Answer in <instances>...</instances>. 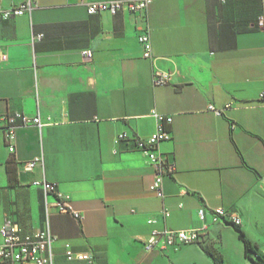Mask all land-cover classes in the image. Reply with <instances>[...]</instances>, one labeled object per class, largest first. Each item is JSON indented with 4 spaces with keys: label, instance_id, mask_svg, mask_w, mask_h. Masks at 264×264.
Here are the masks:
<instances>
[{
    "label": "crops",
    "instance_id": "1",
    "mask_svg": "<svg viewBox=\"0 0 264 264\" xmlns=\"http://www.w3.org/2000/svg\"><path fill=\"white\" fill-rule=\"evenodd\" d=\"M110 1L36 0L31 14L0 19V117L19 112L44 124L19 127L11 153L0 121V228L11 221L31 234L49 222L54 264H201L213 261L204 247L220 252L215 236L225 228L213 210L224 208L260 246L251 235H264V0H153L146 13L89 15L90 3ZM148 27L152 59L139 41ZM157 72L171 75L167 86L154 85ZM154 110L174 119L173 139L159 147L176 164L164 200L150 190L148 157L117 141L149 139ZM41 157L43 166L22 169ZM37 179L56 183L83 220L55 209L48 218L46 201L56 198ZM201 210L203 244L145 249L155 230L200 228Z\"/></svg>",
    "mask_w": 264,
    "mask_h": 264
},
{
    "label": "built area",
    "instance_id": "2",
    "mask_svg": "<svg viewBox=\"0 0 264 264\" xmlns=\"http://www.w3.org/2000/svg\"><path fill=\"white\" fill-rule=\"evenodd\" d=\"M3 0H0V4ZM225 2L226 0H220ZM153 0H114L110 2H94L87 6L89 15H98L103 12H110L117 15L122 11H128L132 14L146 13ZM36 0H25L23 3L8 9L0 8V19L8 21L12 18L22 17L31 14L36 7ZM258 27L264 31V15L258 19ZM42 36L35 37L34 40H41ZM139 41L144 49V58L152 59V42L151 29L148 27L139 36ZM0 52L1 48H0ZM83 56L87 61H91L93 52L86 50ZM3 59L7 60V55L3 54ZM264 66V57L262 59ZM171 75L157 72L154 77V85L156 87H164L170 83ZM264 83V74H263ZM260 100L264 102V90L260 95ZM211 111L221 115L213 106ZM151 116L156 120L157 130L147 140L136 139L130 141L128 136L122 134L118 137V142H132L137 150L142 151L149 159L150 165L154 170V181L150 190L161 200L166 198L165 179L172 177L176 173V164L170 162L168 158L159 151V147L163 142L173 139L172 132L167 128L173 124V117L152 111ZM0 121L4 124V133L7 147L11 153L16 150V131L21 126H37L42 128L44 124L39 116L29 117L23 113L15 112L0 117ZM43 158H37L32 161L22 163L21 167L25 172H32L38 166H43ZM35 187L44 191L47 196L54 195L56 200L52 203L46 201L47 217L49 218L53 209L58 213L68 214L75 219L82 221L81 214L75 210L71 197L58 190L56 183L49 182L47 179H37L32 183ZM165 217H169L168 211L164 212ZM214 222L223 223L224 225H233L240 227L242 225L241 218L235 211L218 208L213 210ZM199 217L202 226L198 229L171 231L155 230L145 241V249L148 252L166 251L170 248H179L181 246L203 244L208 235L207 212L201 210ZM150 224L155 223L153 220ZM56 238L52 235L49 222L45 229L31 234L22 233L21 229L12 223L6 221L0 228V264H54V243ZM69 260L77 259L79 261H89L92 263V257L89 255L75 256L72 251L67 252Z\"/></svg>",
    "mask_w": 264,
    "mask_h": 264
},
{
    "label": "rangeland",
    "instance_id": "3",
    "mask_svg": "<svg viewBox=\"0 0 264 264\" xmlns=\"http://www.w3.org/2000/svg\"><path fill=\"white\" fill-rule=\"evenodd\" d=\"M224 230L221 235L215 236L216 247L220 251L218 252L215 247H204L206 250L217 253V259L209 260L201 264H252L249 260L245 259L244 244L239 240L238 233L232 226L224 225ZM248 237V236H247ZM254 240H261L260 246L257 245V254L250 253V257L257 262H261L258 255L264 260V235L259 233L251 235ZM249 240L250 237H248Z\"/></svg>",
    "mask_w": 264,
    "mask_h": 264
},
{
    "label": "trees",
    "instance_id": "4",
    "mask_svg": "<svg viewBox=\"0 0 264 264\" xmlns=\"http://www.w3.org/2000/svg\"><path fill=\"white\" fill-rule=\"evenodd\" d=\"M228 226H232L234 227V229L236 230V232L238 233V237L239 240L244 244V248H245V259L249 260L252 264H264V260L258 255V257L260 258L261 262H257L255 261L253 258L250 257V253H254L257 254V250H256V245L248 239L247 235L245 234L244 231H242L240 229V227H236L233 225H228ZM206 252L209 254V256H211L214 260L217 259V253L215 252H211L209 250H206Z\"/></svg>",
    "mask_w": 264,
    "mask_h": 264
}]
</instances>
